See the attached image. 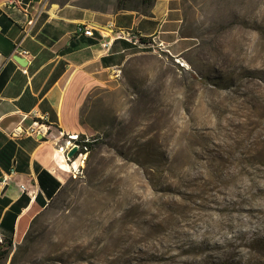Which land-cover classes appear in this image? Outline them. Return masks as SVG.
<instances>
[{"label":"rangeland","instance_id":"1","mask_svg":"<svg viewBox=\"0 0 264 264\" xmlns=\"http://www.w3.org/2000/svg\"><path fill=\"white\" fill-rule=\"evenodd\" d=\"M179 1L196 45L92 91L98 143L0 264H264V0Z\"/></svg>","mask_w":264,"mask_h":264},{"label":"crops","instance_id":"2","mask_svg":"<svg viewBox=\"0 0 264 264\" xmlns=\"http://www.w3.org/2000/svg\"><path fill=\"white\" fill-rule=\"evenodd\" d=\"M17 1L0 0V179L9 174L0 185V235L13 243L22 239L76 168V160H66L58 148L70 134L90 133L82 108L92 91L114 87L126 62L140 53L119 32L155 36L175 55L196 45L180 33L179 0H155L145 15L80 0ZM35 11L38 17L23 36V22ZM85 25L92 27V36L78 29ZM40 116H46L41 120L47 124L45 135H9L19 123L32 126ZM20 185L35 196L22 192Z\"/></svg>","mask_w":264,"mask_h":264},{"label":"built area","instance_id":"3","mask_svg":"<svg viewBox=\"0 0 264 264\" xmlns=\"http://www.w3.org/2000/svg\"><path fill=\"white\" fill-rule=\"evenodd\" d=\"M9 4H13L16 5L18 4L17 0H8ZM38 17V11H35L34 13H32L30 16H28L24 22H23V36H27L29 34V32L31 31L33 24L35 23L36 19ZM82 34H84L85 36H92L93 35V29L91 26H83L78 28ZM119 38H123L125 40H127L129 43H131L133 46H136L137 48H139L140 50H145V49H158L160 51H165L170 53V51L168 50L167 46L162 42V41H155V36H151L149 37V39L145 40L146 42H142L140 40V36L136 35V34H132L131 32L128 31H120ZM109 44V42H103V46L107 47ZM22 54L27 55V51L22 50L21 51ZM22 71L24 73H26V68H22ZM40 120L35 121L34 124L32 126H28V127H23L21 126V124L19 123L18 125H16L15 127L12 128V130L9 132V135L11 137H20L23 135H28V134H40V135H45L47 133V124L46 122L41 121L42 119H46V116H40L39 117ZM79 135L80 134H70L67 136V138L64 140L63 145H61L58 149L60 152L63 153V156L66 160L71 161L73 158H69L67 156L68 151L73 147V146H77V151H79V145L77 143V140L79 139ZM84 136V141H88L92 136H88L87 134H81ZM86 153H81L76 155V157H74V160L79 159L80 157L84 158V155ZM77 172V169H73L72 172V176H75ZM9 180V174H3V176L0 179V185L7 183ZM20 190L22 192H26L30 197H34L35 193L33 190L28 189L25 185H20L19 186ZM2 242V238L0 237V243Z\"/></svg>","mask_w":264,"mask_h":264},{"label":"trees","instance_id":"4","mask_svg":"<svg viewBox=\"0 0 264 264\" xmlns=\"http://www.w3.org/2000/svg\"><path fill=\"white\" fill-rule=\"evenodd\" d=\"M154 1L155 0H140V2L142 4V7H143V10H142V12H138V13H141V14H144V15L147 14V13H149V10L152 7ZM124 9L135 10V9H132V8H124ZM135 11H137V10H135ZM147 39H149V37H142V36H140V40L142 42H146L145 40H147ZM77 143L79 145V151L76 152V154H75L74 157H76V155L81 154V153H87V151H89V149H92V147L95 144H97L98 142H97V137H93V136L88 141H84V136L80 134L79 135V139L77 140ZM61 188L52 197L51 200H53L58 195V193L60 192ZM33 220H34V218L32 219V221L30 223V226H31ZM0 237L2 238V242L0 243V263H1V260L4 259L7 256V254L9 253V251L11 250L12 245H13V241H12V238L3 237L1 235H0Z\"/></svg>","mask_w":264,"mask_h":264},{"label":"water","instance_id":"5","mask_svg":"<svg viewBox=\"0 0 264 264\" xmlns=\"http://www.w3.org/2000/svg\"><path fill=\"white\" fill-rule=\"evenodd\" d=\"M21 58V56H19ZM20 65H24V62L18 58L15 59ZM76 151H77V146H73L67 153V156L69 158H74L75 154H76Z\"/></svg>","mask_w":264,"mask_h":264},{"label":"bare ground","instance_id":"6","mask_svg":"<svg viewBox=\"0 0 264 264\" xmlns=\"http://www.w3.org/2000/svg\"><path fill=\"white\" fill-rule=\"evenodd\" d=\"M75 169H77V168H75Z\"/></svg>","mask_w":264,"mask_h":264}]
</instances>
